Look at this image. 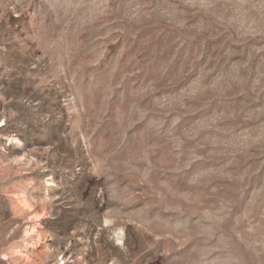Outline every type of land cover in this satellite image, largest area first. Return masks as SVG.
Listing matches in <instances>:
<instances>
[{
	"label": "rangeland",
	"instance_id": "1",
	"mask_svg": "<svg viewBox=\"0 0 264 264\" xmlns=\"http://www.w3.org/2000/svg\"><path fill=\"white\" fill-rule=\"evenodd\" d=\"M0 264H264V0H0Z\"/></svg>",
	"mask_w": 264,
	"mask_h": 264
}]
</instances>
